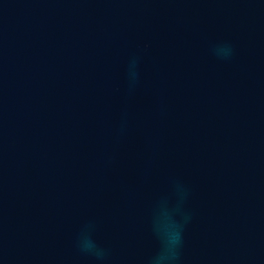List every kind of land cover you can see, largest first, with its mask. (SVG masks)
I'll return each mask as SVG.
<instances>
[{
    "label": "water",
    "instance_id": "1",
    "mask_svg": "<svg viewBox=\"0 0 264 264\" xmlns=\"http://www.w3.org/2000/svg\"><path fill=\"white\" fill-rule=\"evenodd\" d=\"M0 264H264V0H0Z\"/></svg>",
    "mask_w": 264,
    "mask_h": 264
}]
</instances>
